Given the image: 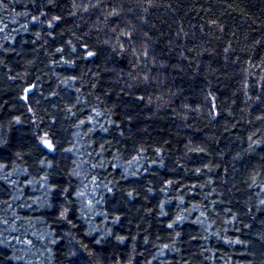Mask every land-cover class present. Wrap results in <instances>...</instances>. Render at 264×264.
Masks as SVG:
<instances>
[{"label": "trees", "instance_id": "16d2710c", "mask_svg": "<svg viewBox=\"0 0 264 264\" xmlns=\"http://www.w3.org/2000/svg\"><path fill=\"white\" fill-rule=\"evenodd\" d=\"M0 264H264V0H0Z\"/></svg>", "mask_w": 264, "mask_h": 264}, {"label": "rangeland", "instance_id": "374dc122", "mask_svg": "<svg viewBox=\"0 0 264 264\" xmlns=\"http://www.w3.org/2000/svg\"><path fill=\"white\" fill-rule=\"evenodd\" d=\"M50 144V142L47 141V143H44V146L46 149L50 150L52 147H49L48 145ZM51 145V144H50Z\"/></svg>", "mask_w": 264, "mask_h": 264}, {"label": "snow or ice", "instance_id": "6c2138e0", "mask_svg": "<svg viewBox=\"0 0 264 264\" xmlns=\"http://www.w3.org/2000/svg\"><path fill=\"white\" fill-rule=\"evenodd\" d=\"M45 143H47V142H45ZM48 146H49V147H51V145H50V144H49Z\"/></svg>", "mask_w": 264, "mask_h": 264}]
</instances>
